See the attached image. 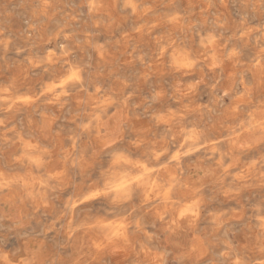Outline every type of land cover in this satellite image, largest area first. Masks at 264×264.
<instances>
[{"label": "bare ground", "instance_id": "obj_1", "mask_svg": "<svg viewBox=\"0 0 264 264\" xmlns=\"http://www.w3.org/2000/svg\"><path fill=\"white\" fill-rule=\"evenodd\" d=\"M44 2L45 0H0V121H3L0 123V170L9 174H23L26 171L25 166L14 157L23 152L25 144L33 143L41 149L49 150L46 156L47 172L63 171L67 163L62 161V157L69 152L82 153L83 166L67 168L68 176L81 187L93 183L107 167L108 157L115 153L128 166L120 173L121 183L130 186L132 182L142 178L141 166L145 163L144 156L149 145L166 130L165 124L153 123L155 117L167 120L171 112L190 101V107L194 110L188 114L186 121L210 126L209 139L213 142L219 140L218 147L224 150L226 142L223 137L230 134V127H235L255 102L264 98V83L254 71L243 72L244 84H235L233 92L228 96L224 95L228 85L232 83L229 79L234 72L232 62H225L221 68L211 69L202 60L201 65L193 70L175 72L168 68V59L162 54L158 55L167 52L168 56L175 57L178 65H183L191 53L203 51L200 39L212 31V21L222 13L221 19H226L227 23L224 29L217 30L223 32L222 40L217 43L228 48H238L242 64L252 62L258 51L255 43L237 38L238 22L244 11L240 0H228L226 8L218 0L212 7L208 6V0H173L171 3L169 0H155V13L158 16L177 12L187 17L191 27L185 29L160 23L147 34L133 33L132 27L137 22L131 19L118 20L109 29L95 26V17L88 15L87 7L81 0H48L51 6L47 9L41 7ZM38 12L40 14L36 15ZM70 15L77 16V19L69 20ZM249 20L251 24H257L264 17L257 15L253 18L250 14ZM212 34L215 35L216 32ZM121 38L125 43L117 44L116 41ZM172 42L175 44L169 51L168 45ZM215 46L208 45L209 48ZM139 55L145 57L143 63L135 58ZM239 68L240 65H236V69ZM77 77L80 78L79 82ZM202 78L204 83L199 84L183 101L175 99L178 90L180 93L187 92L191 84ZM240 78V75L233 77L234 80ZM217 79L221 80V84L213 90L210 85ZM245 86L251 89L252 103L241 104L238 115H228L225 106L232 105L233 97L239 96ZM97 88L100 89L99 92ZM156 92H161L162 96L153 101L152 97ZM217 94L224 96L222 104H216L213 112L202 110V105L213 107L212 100ZM125 97L126 103H121ZM108 98L117 100V103L107 106L102 119L107 121L108 126H114L119 120L121 131L119 137H113L115 143L105 146V141L99 139L105 128L82 133L80 125L88 122V114L93 112L96 104L103 103ZM77 135L79 139L75 138ZM261 153H264V144L242 151L236 167L229 171L239 175L237 168L242 169ZM204 155L205 150H201L191 158H185L182 166L187 167ZM207 155L212 156V160H204V164L220 159L219 153L209 152ZM230 163L232 161L226 158L225 164ZM129 168L138 170L130 171ZM39 174L38 171L33 172V175ZM95 191L99 189L92 188L85 195L92 196ZM72 195L71 184L62 192H49L54 207L41 209V223L50 224ZM151 195V190L144 192L138 189L132 200L121 206L122 215L103 222L111 223L113 230H117L125 222L123 214L135 208L143 213L146 231L159 235V223L153 227L154 212L140 207L143 200H148L149 205L153 203ZM168 195L171 196V193ZM203 196L206 201L211 197L215 199L207 203L205 210L201 212L197 231L210 230L207 217L210 210H243L241 219L231 221L235 231L233 239L239 245L248 243L250 236L245 225L251 214L249 206L264 201V186L258 181H250L235 199H230L219 196L217 186L206 181ZM73 203L76 208L81 207L80 202L73 200ZM88 206L91 207V204ZM196 234L178 232L171 241L161 236L159 240H153L150 246L167 247L175 253L183 247H190ZM141 238L133 235L130 240L135 242ZM64 239L62 231L48 233L49 249L55 253L56 242ZM245 251L250 257L255 256L254 252ZM60 254L67 257L73 254V248L62 249ZM209 258L203 257L199 264H207ZM136 259L131 249H122L117 244L103 255L102 264H132ZM193 260L194 257H189L185 264H192Z\"/></svg>", "mask_w": 264, "mask_h": 264}, {"label": "clouds", "instance_id": "obj_2", "mask_svg": "<svg viewBox=\"0 0 264 264\" xmlns=\"http://www.w3.org/2000/svg\"><path fill=\"white\" fill-rule=\"evenodd\" d=\"M171 2L173 0H169V3ZM215 2L216 0H208V6L212 7ZM218 2L227 7L228 0ZM81 3L87 7L88 15L95 17L94 25L105 29L124 19L137 22L132 27L133 33H150L160 23L185 29L191 27L187 17L177 12L158 16L155 13V0H81ZM240 4L244 11L238 22L237 38L254 42L258 49L257 55L249 64L241 63L238 48H228L217 43L223 37V32L217 30L224 29L227 23L226 19H221L222 13L212 21L214 25L212 31L201 37L203 51L198 54L191 53L183 65H178L175 57L168 56L167 52L158 55H164L168 59V68L175 72L193 70L201 65L202 60L206 61L211 69L221 68L225 62H232L233 77L240 75L241 78L239 80L229 78L232 83L228 85L225 96L233 92L235 84H244L243 72L258 73L261 82L264 83V20L257 24H251L249 20L250 14L253 18L257 15L264 17V0H240ZM50 6L48 0H45L41 7L47 9ZM68 19L75 20L77 16L70 15ZM60 31L62 33L63 28ZM212 32L216 34L213 35ZM116 43L122 44L125 41L121 38ZM174 44L175 42H172L168 45L169 51ZM210 44L216 46L209 48ZM135 58L141 63L145 60L143 55ZM236 65H240V68L236 69ZM76 79L79 82L80 78ZM201 83H204L203 78L191 84L187 92L180 93L178 90L175 99L183 101ZM220 84L221 80L217 79L210 87L216 90ZM99 91L97 88V92ZM161 96V92H156L152 100L155 101ZM223 99L224 96L217 94L212 100L213 107L206 104L202 105L201 109L213 112L215 105L222 104ZM126 101L127 97L121 103ZM114 103H117V100L108 98L103 103L96 104L93 112L88 114L90 117L88 122L81 123L80 132L89 133L93 129L105 128L99 139L105 141V146L115 143L113 137H119L120 121L117 120L114 126H108L107 121L102 119L107 106ZM245 103H252L251 89L248 86L244 87L239 96L233 97L232 105L225 106V111L228 115L236 116L241 104ZM193 110L189 101L188 104H181L171 112L167 120L161 117L154 118L153 123L165 124L166 130L149 145L144 156L145 163L141 166L142 178H138V181L132 182L130 186L121 183L120 173L128 166L115 153L108 157L107 167L99 173L96 180L81 187L68 176L67 168L82 167L81 161L84 160L82 153L69 152L62 157V161L67 163L63 171L47 172L45 167L48 163L46 156L49 150L41 149L33 143L25 144L23 152L14 159L22 163L26 171L23 174H9L0 170V264H93V262L102 264L103 255L109 249H114L117 244L122 249H131L135 253L137 259L132 264H185L189 257H194L192 264H199L205 256L210 257L207 264H264V201L249 206L251 214L245 227L250 240L244 245L234 243L235 231L231 224L233 219L239 220L243 217V210L238 212L210 210L207 212L210 230L198 232L196 227L205 205L215 199L211 197L205 200L203 189L206 181H211L217 186L219 196L230 199H235L250 181H258L264 186V153L245 164L242 169L237 168L239 175L229 171L236 167L242 151L257 144H264V98L256 101L235 127H230V134L223 137L226 142L224 150L218 147L219 140L213 142L209 139L210 126H201L196 121H186V117ZM75 138L79 139V135ZM201 150H205L202 158L198 157L187 167L182 166L185 158H191ZM209 152L219 153L220 159L204 164V160H212V156L207 155ZM226 158L232 163L226 165ZM36 171L40 174L33 175ZM69 184L73 187V195L64 202L58 216L50 224H42L39 219L41 209L54 207L49 192H62ZM92 188L99 191H95L92 196L85 195ZM138 189L152 192L150 198L153 203L149 205L148 200H143L140 207L154 212L153 227L159 223V235L146 231V225L142 220L143 213L135 208L123 214L125 222L117 230H113L111 223L103 222L112 221L122 215L121 206L131 201ZM73 200L80 202L81 207L76 208ZM54 230L62 231L65 236L64 240L56 242L55 253L49 249L48 241V233ZM178 232L197 233L190 247H183L173 253L167 247L150 246L153 240H159L161 236L171 241ZM133 235L142 238L132 242L130 237ZM69 247L73 248V254L62 256L60 250ZM245 250L254 252L255 256L250 257Z\"/></svg>", "mask_w": 264, "mask_h": 264}]
</instances>
